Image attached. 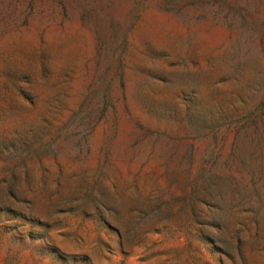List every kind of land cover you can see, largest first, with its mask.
<instances>
[{"label": "rangeland", "instance_id": "obj_1", "mask_svg": "<svg viewBox=\"0 0 264 264\" xmlns=\"http://www.w3.org/2000/svg\"><path fill=\"white\" fill-rule=\"evenodd\" d=\"M0 264H264V0H0Z\"/></svg>", "mask_w": 264, "mask_h": 264}]
</instances>
